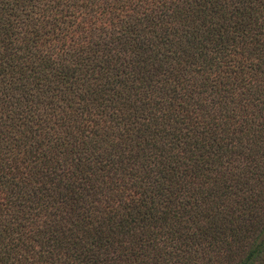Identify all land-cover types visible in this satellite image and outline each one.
Listing matches in <instances>:
<instances>
[{"label": "trees", "instance_id": "1", "mask_svg": "<svg viewBox=\"0 0 264 264\" xmlns=\"http://www.w3.org/2000/svg\"><path fill=\"white\" fill-rule=\"evenodd\" d=\"M0 264H264V0H0Z\"/></svg>", "mask_w": 264, "mask_h": 264}]
</instances>
